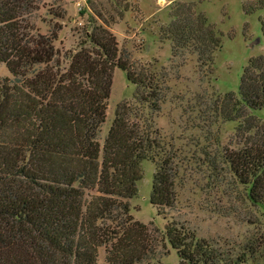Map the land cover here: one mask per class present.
<instances>
[{
	"label": "trees",
	"instance_id": "16d2710c",
	"mask_svg": "<svg viewBox=\"0 0 264 264\" xmlns=\"http://www.w3.org/2000/svg\"><path fill=\"white\" fill-rule=\"evenodd\" d=\"M168 1L173 19L163 35L173 58L192 55L200 72L213 75L222 39L197 12L202 0ZM42 6L41 0H0V65L10 74L0 75V264H163L167 246L179 264L264 257V234L263 243L236 254L177 223L160 234L135 220L130 201L143 161L156 164L152 205L164 214L177 202L180 151L155 125L164 104L160 79L137 72L99 15L102 23L91 20L85 40L63 56L56 48L63 28L56 21L65 13L51 9L52 27L43 34L37 23L46 22ZM116 69L136 86L135 101L117 107L101 144ZM263 110L259 57L245 68L239 96L227 94L213 113L239 123L238 149L220 159L264 214V121L255 114Z\"/></svg>",
	"mask_w": 264,
	"mask_h": 264
},
{
	"label": "rangeland",
	"instance_id": "374dc122",
	"mask_svg": "<svg viewBox=\"0 0 264 264\" xmlns=\"http://www.w3.org/2000/svg\"><path fill=\"white\" fill-rule=\"evenodd\" d=\"M41 1L39 16L46 22L37 23L43 34L52 27L51 9L65 13L64 20L56 21L63 28L56 42L63 56L78 49L81 40H85L83 29L92 27L91 20L102 23L99 15L137 72L149 70L160 79L164 104L161 113L155 115V125L163 139L180 151L182 171L176 187L177 202L174 209L164 214L152 205L156 164L143 161L138 192L130 201L135 220L160 234L166 232L169 223H177L197 238L220 244L236 254L244 253L252 244L263 243V210L250 202L247 189L220 159L225 150L238 149L239 123L219 121L213 111L216 102L227 94L239 96L249 61L264 58V0L197 2V12L206 16L222 39L213 75L200 72L192 55L173 58L172 42L163 35L173 19L174 5L168 0ZM182 1L189 0H178ZM0 75L10 76L5 64L0 65ZM135 95L136 86L128 80L127 73L116 69L107 119L100 133L101 144L114 122L117 107L123 101L134 102ZM255 114L264 121V110ZM165 251L168 255L163 257V264H179L175 250L167 246ZM100 260L103 263L104 254ZM244 264H264V257H251Z\"/></svg>",
	"mask_w": 264,
	"mask_h": 264
}]
</instances>
